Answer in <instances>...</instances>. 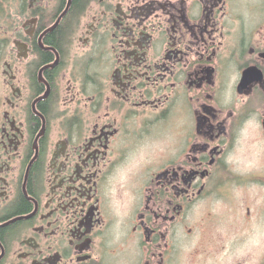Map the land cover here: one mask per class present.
I'll return each mask as SVG.
<instances>
[{"label":"flooded vegetation","instance_id":"af4514ba","mask_svg":"<svg viewBox=\"0 0 264 264\" xmlns=\"http://www.w3.org/2000/svg\"><path fill=\"white\" fill-rule=\"evenodd\" d=\"M262 27L264 0H0V264H264V207L231 206L264 188L231 161Z\"/></svg>","mask_w":264,"mask_h":264},{"label":"rangeland","instance_id":"374dc122","mask_svg":"<svg viewBox=\"0 0 264 264\" xmlns=\"http://www.w3.org/2000/svg\"><path fill=\"white\" fill-rule=\"evenodd\" d=\"M249 1V0H248ZM255 3V0H250ZM249 7H245L247 12ZM262 31H264L262 27ZM260 107L257 108V113L247 121L242 127L240 132V138L234 148L231 161L235 166L236 171L239 174L242 173H257L264 174V136L263 128L260 122V118L264 114V103H260ZM237 198L245 197V199H237L234 202L236 205L231 204L233 210H240L241 201H245L248 198H253V207H264V188L258 186H249L243 188H235L232 191ZM243 203V207H244ZM206 206L212 208V213L221 216L222 201L214 200ZM204 204L201 207H206ZM232 210V212H233ZM245 212V210H244ZM209 213V212H208ZM207 213L198 214L197 217L206 216ZM220 222V220H218ZM231 222V221H230ZM247 221H244V216L238 214V224L240 229H246ZM198 242V241H197Z\"/></svg>","mask_w":264,"mask_h":264},{"label":"trees","instance_id":"16d2710c","mask_svg":"<svg viewBox=\"0 0 264 264\" xmlns=\"http://www.w3.org/2000/svg\"><path fill=\"white\" fill-rule=\"evenodd\" d=\"M82 1H84V0H74V5L75 4L80 5L82 3ZM85 1H87V0H85Z\"/></svg>","mask_w":264,"mask_h":264}]
</instances>
